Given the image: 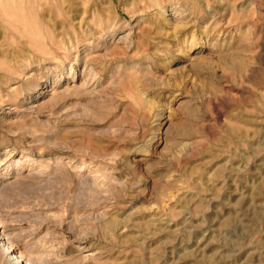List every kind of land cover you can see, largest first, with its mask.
<instances>
[{"label":"rangeland","instance_id":"rangeland-1","mask_svg":"<svg viewBox=\"0 0 264 264\" xmlns=\"http://www.w3.org/2000/svg\"><path fill=\"white\" fill-rule=\"evenodd\" d=\"M0 234V264H264V0H0Z\"/></svg>","mask_w":264,"mask_h":264},{"label":"bare ground","instance_id":"bare-ground-1","mask_svg":"<svg viewBox=\"0 0 264 264\" xmlns=\"http://www.w3.org/2000/svg\"><path fill=\"white\" fill-rule=\"evenodd\" d=\"M1 235V234H0ZM2 239V238H1ZM83 250V249H82ZM10 253H11V255H12V252L10 251ZM11 258V260H14L15 261V263L14 264H23L22 262H21V260L19 259V258H17V257H15V256H11L10 257Z\"/></svg>","mask_w":264,"mask_h":264}]
</instances>
